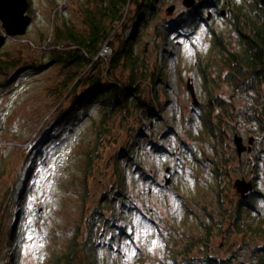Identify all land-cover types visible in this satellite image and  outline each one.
<instances>
[{"label":"rangeland","instance_id":"374dc122","mask_svg":"<svg viewBox=\"0 0 264 264\" xmlns=\"http://www.w3.org/2000/svg\"><path fill=\"white\" fill-rule=\"evenodd\" d=\"M77 1L30 0L32 25L24 36L6 37L2 52L45 62L43 52L52 49L53 26L61 19L79 23ZM185 2L163 0L159 15L140 41L138 55L151 68L157 59L152 43L154 24L187 10ZM170 7L172 12L167 11ZM208 13V21L197 24L190 36H171L172 46L167 48L170 51L162 68L168 83L157 86L161 111L149 124L136 113L134 120L140 121L148 143H138L129 166L120 159L115 163L114 158L134 127L110 118L103 139L96 142L100 122L92 107L89 117L66 127L52 147L31 152V144L54 119L64 98L55 94L62 73L58 66L18 77L9 89L0 88V197L19 205L13 219L18 222L15 243L3 250L0 264H45L76 233L81 240L88 231L95 264L186 263L177 252L193 238H202L205 229L201 222L206 224L207 213L216 215L209 188L215 185L208 160L212 151L206 141L199 140V123L187 88L193 87L197 102L204 100L195 67L211 53L210 29L230 31L227 12L217 15L209 9ZM1 34L5 32L0 23ZM24 43L30 50H22ZM107 59L101 60L106 63ZM144 85L151 95L150 84ZM245 127L249 126H237L245 147L239 157L232 144L237 159L233 183L245 179L252 182L253 190L264 193V142L259 144L254 132ZM255 155L259 160L254 161ZM119 179L123 196L116 197L113 186ZM233 190L237 194L234 186ZM103 200L107 208L97 207ZM255 207L264 219L261 199L255 201ZM226 227L209 240L207 248L201 245L189 253L190 264H201L205 252L216 258L235 257L231 264H251L248 251L252 245L244 247L240 237Z\"/></svg>","mask_w":264,"mask_h":264},{"label":"trees","instance_id":"16d2710c","mask_svg":"<svg viewBox=\"0 0 264 264\" xmlns=\"http://www.w3.org/2000/svg\"><path fill=\"white\" fill-rule=\"evenodd\" d=\"M162 2L78 0L75 13L79 23L61 19L53 26L49 42L52 49L43 52L45 62L27 61L9 51L2 52L0 48V76L3 78L0 88L9 89L18 77L58 66L62 73L55 94H63L64 98L54 119L31 144V152L52 147L66 127L89 117L88 110L92 107L100 122L96 142L103 139L110 118L117 117L120 122L129 124L127 128L134 127L114 158L115 163L120 159L119 162H129V166L138 143H148L140 121L134 120L136 113L149 124L161 111L157 86L168 83L162 68L165 55L170 51L167 48L172 46L171 36H190L197 24L208 21L209 9L217 15L227 12L229 32L221 33L210 27L211 53L199 59L195 67L201 77L204 100L193 102L199 123L198 139L206 141L212 151V158L208 160L215 185L209 188L215 199L216 215L207 213L209 220L206 224L201 222L205 229L202 238L186 242L177 253L184 256L185 264H190L189 253L201 245L207 248L209 240L221 235L227 224V231L238 235L244 247L252 245L248 251L251 264H264V219L255 207L257 199L264 203V193L253 190L249 198L243 200L233 192L237 159L232 151L234 137H240L236 132L239 124L249 126L245 129L254 132L259 144L264 142V0H195L193 7L174 18L155 23L152 43L157 59L151 68L139 57L137 49L159 15ZM54 14L56 18L57 12ZM24 44L20 45L22 50H30V46ZM104 44L111 49L106 63L98 57ZM145 83L152 87L151 95ZM235 91L242 97L239 98ZM255 160H259L258 155L254 156ZM113 188L116 197L123 196L119 194L122 191L120 179ZM100 203L103 204L97 207L107 208V202ZM18 209L19 205L11 202V198L0 197V259L3 250L15 243L18 222L13 219ZM79 239L76 233L45 264H95L92 234L88 231ZM232 260L205 252L198 261L201 264H231Z\"/></svg>","mask_w":264,"mask_h":264},{"label":"water","instance_id":"95a60500","mask_svg":"<svg viewBox=\"0 0 264 264\" xmlns=\"http://www.w3.org/2000/svg\"><path fill=\"white\" fill-rule=\"evenodd\" d=\"M195 0H186L185 5L187 8L193 7ZM27 8L26 0H0V22L1 27L5 32V35H0V48L3 46L6 37H21L26 33L27 28L31 23V18L25 14ZM168 12L173 11V7H170ZM193 102H196L194 89L192 86L187 85ZM235 151L239 157L241 153L245 151V147L242 144V139L235 136L233 139ZM250 143V140L248 141ZM166 185L169 184V180L165 178ZM236 193L243 200L249 198L253 192V184L251 181L245 179H236L233 183Z\"/></svg>","mask_w":264,"mask_h":264},{"label":"built area","instance_id":"2783aa9c","mask_svg":"<svg viewBox=\"0 0 264 264\" xmlns=\"http://www.w3.org/2000/svg\"><path fill=\"white\" fill-rule=\"evenodd\" d=\"M29 43L32 44L31 42H29ZM110 55H111L110 47H108L106 44H104L98 53V57L101 59H107Z\"/></svg>","mask_w":264,"mask_h":264},{"label":"flooded vegetation","instance_id":"af4514ba","mask_svg":"<svg viewBox=\"0 0 264 264\" xmlns=\"http://www.w3.org/2000/svg\"><path fill=\"white\" fill-rule=\"evenodd\" d=\"M27 1V8H26V12L25 14L28 15L29 13H31V8H32V5H31V2L30 0H26ZM29 16V15H28ZM30 17V16H29ZM1 23V22H0ZM30 25H32V18H31V23ZM29 25V26H30Z\"/></svg>","mask_w":264,"mask_h":264},{"label":"snow or ice","instance_id":"6c2138e0","mask_svg":"<svg viewBox=\"0 0 264 264\" xmlns=\"http://www.w3.org/2000/svg\"><path fill=\"white\" fill-rule=\"evenodd\" d=\"M153 244H155V241H153Z\"/></svg>","mask_w":264,"mask_h":264}]
</instances>
